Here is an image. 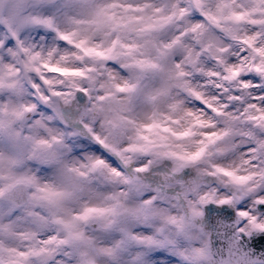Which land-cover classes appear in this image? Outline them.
I'll return each mask as SVG.
<instances>
[{"label": "clouds", "instance_id": "9594fccd", "mask_svg": "<svg viewBox=\"0 0 264 264\" xmlns=\"http://www.w3.org/2000/svg\"><path fill=\"white\" fill-rule=\"evenodd\" d=\"M0 264H264V0H0Z\"/></svg>", "mask_w": 264, "mask_h": 264}]
</instances>
